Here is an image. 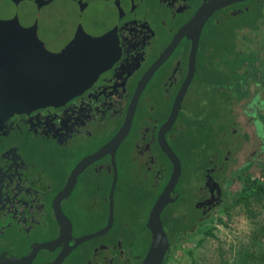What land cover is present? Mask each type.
Wrapping results in <instances>:
<instances>
[{"label": "flooded vegetation", "instance_id": "obj_1", "mask_svg": "<svg viewBox=\"0 0 264 264\" xmlns=\"http://www.w3.org/2000/svg\"><path fill=\"white\" fill-rule=\"evenodd\" d=\"M204 1L208 0L25 1L29 3L25 5L29 7V35L19 33L6 40L7 47L17 52L14 61L22 81L0 83V95L12 90L13 97L6 106L0 102V264L7 259L26 258L33 249L37 252L30 258L31 264H49L67 247L66 243L71 246L74 239L97 232L95 226L103 218L98 228L102 229L115 176L114 209L119 204L124 214L133 210L117 200L123 188H131L142 199L141 203L137 201L141 208L135 211L144 208L145 198L147 211L149 192L157 199L172 172L160 146L163 140L179 160L177 143L223 148L222 153L210 150L204 156L206 165L199 187L190 197L182 195L178 187L181 165L180 177L170 194L173 201L163 210L165 215L182 217L189 225L197 219V225L226 205L229 174L233 173L229 149L239 147L244 137L238 130L244 82L237 81L235 88L208 84L214 68L227 70L225 65H214L212 35L206 37L205 29H232L234 49L241 53L245 45L254 47L262 27L260 19L230 25L234 16L251 8L246 4L249 0L216 11L198 39L192 73L194 34L182 37L174 46L173 41ZM40 19L45 28L39 27V35L33 25H39ZM246 30L252 42L245 43ZM16 38L18 42L13 44ZM0 41L4 44L1 33ZM165 52V59L156 64ZM191 73L177 116L167 130L163 125ZM230 87L232 99L228 105L223 94ZM213 89L222 92L210 98L205 95L206 90ZM204 106L207 109L200 113ZM211 106L219 113L215 120ZM8 107L14 109L8 111ZM130 115L128 132L115 147L111 143ZM216 131L220 133L212 138ZM226 134L227 145L223 143ZM198 159L193 163H200ZM79 163L82 168L70 194L59 201L57 196L68 186ZM57 205L72 225L71 239L58 241ZM170 205L175 210L165 212ZM144 219V215L131 222L122 218L117 232H113L114 214L107 234L78 245L60 264H130L133 258L140 260L141 250L130 249L128 239L140 241L143 231L133 232L131 225H141ZM42 245L48 248L41 249Z\"/></svg>", "mask_w": 264, "mask_h": 264}, {"label": "rangeland", "instance_id": "obj_2", "mask_svg": "<svg viewBox=\"0 0 264 264\" xmlns=\"http://www.w3.org/2000/svg\"><path fill=\"white\" fill-rule=\"evenodd\" d=\"M25 1L22 2L18 0L17 3H20V6H18L11 2V0H0V26H3L4 32L6 31V33L1 32V35L5 40L9 38L14 39L19 33H22L21 35L23 36L26 34L29 35L31 28L28 22L29 7L25 6L29 3ZM246 4L251 5V8L244 13L234 16L230 25L236 24L237 22H243L245 24L253 23L256 19H260V27H262V30H259L261 35L256 39L254 47L245 45V47L242 48L243 52L251 54L253 57L252 59L256 60L255 66L252 67V71H255L254 76L256 77L252 76L249 79L250 81L247 88L249 94H247V97L243 100V113L241 114L239 112L238 116L239 133L243 136L246 135L247 138L243 137L239 147H230L229 168L232 169L233 172L240 173L241 170H244V167L250 164L247 175L252 178H257L262 174L259 168L260 164H264V88L259 86L260 84L256 86L253 82L255 80L257 82L258 80H264V50H262L263 53L261 52V48H264V0H249ZM23 20L26 23L23 22L24 24H21ZM7 21H9L8 24H6ZM39 22V25H33L35 27L34 32L38 34L39 27L42 29L45 28V23L41 19ZM7 28L9 29L7 30ZM205 30L207 32L205 36L210 38L212 31H210L208 26ZM244 35L245 43H248L246 42L249 38L248 35H250V40L253 38L251 33L247 30L244 32ZM17 42V38L12 41L13 44ZM245 68H248L246 64ZM220 92H222V90H206L205 95L210 98L211 95ZM209 109L210 111H217L213 106ZM217 132L218 131L214 132L215 135ZM225 136L226 140H223V143L227 145L229 137L227 134ZM196 146L201 148L202 151L198 152L199 155L196 154L193 156L183 145H179L178 143L175 145L182 165V178L178 187L182 195L189 194V197L199 187L198 180L201 179L202 171L206 165L204 156L211 150L212 144H197ZM197 158L201 161L197 170H195L191 163ZM237 173L229 174L230 179ZM240 190L241 183L235 180V178H232L229 187L231 195ZM117 200L120 203L121 201L126 202L129 207L137 203V201L140 203L142 202L139 193L137 191H131V188H123L122 191L117 194ZM145 202H147L146 198L143 200V209L140 211L132 210V213L127 214H124V207L122 208L121 205L116 204L114 209L116 226L113 232H117V224L120 223V219H129V222H131V220L137 218V216H145ZM174 208V205H170L166 208L165 212L171 213L175 210ZM102 222H104L103 218L102 221L100 220L98 222V226H95L96 230L101 228L103 225L101 224ZM262 225H264V210L260 204L255 201L251 202L249 209L243 204L230 205L227 208L226 205L222 206L214 211L207 220L196 225L194 233L177 241L170 252L167 264H220L222 260L231 262L233 260V255H235L240 248L248 247L249 249H254L259 243L264 242V230L263 232L260 230ZM131 229L133 232L136 230L141 233L138 225H131ZM207 232H209V234ZM146 234V232L141 233L144 238ZM254 234L260 237V239L254 238ZM139 261L138 258H133L130 260V264H139Z\"/></svg>", "mask_w": 264, "mask_h": 264}, {"label": "water", "instance_id": "obj_3", "mask_svg": "<svg viewBox=\"0 0 264 264\" xmlns=\"http://www.w3.org/2000/svg\"><path fill=\"white\" fill-rule=\"evenodd\" d=\"M244 1L246 0H208V1H204V3L197 9L195 15L191 18V20L185 26H183L180 29V31L177 33L173 41V46L184 36H190L191 34H194L195 36L193 45H192L191 55H190L192 73L194 71L195 54H196V49L198 46V39L200 37L202 29L205 23L207 22V20L216 11L223 9L234 3H239V2H244ZM11 2L18 5L17 0H11ZM8 23L9 21L6 22V24ZM0 29H1L0 33L1 32L6 33V31L5 32L3 31V26H0ZM8 29L9 28H7V30ZM6 43H7L6 40L4 41V44L0 41V69H2L3 66L5 67V69L3 68L4 69L3 72L0 71V83H8V85H12L15 82L19 83V81L20 80L22 81V79L18 78L17 70L19 68V65L15 63L14 61V59H16L17 52L10 45L8 48ZM167 53L168 52H165L156 64L159 65L165 59V57L167 56ZM192 73L189 74L186 80V83L184 84V86H182L183 88L179 96L175 100L170 117L168 118L167 122L163 125V127H165V129L167 130L170 128V126L174 122L175 117L177 116L178 110L180 108V101L182 99L183 92L185 91L187 87L188 81L192 77ZM1 86H4V85H1ZM12 101H13L12 90L11 92L7 91V92H4V94L0 95V102H3L5 106L9 102H12ZM13 109L14 108H9V107L7 108L8 111H11ZM130 123H131V115L129 116V118L126 119V122L124 123L122 128L119 130V132L116 134L111 144H113L115 147H118L121 140L127 134ZM160 146L164 154L170 160V163L172 165V172H171V175L169 177L167 184L163 188L161 194L158 196V198L156 199V201L154 202V204L152 205L148 213V218L146 221V228L148 229L150 233V244L148 246L145 256L143 257L141 261V264H163L166 253L170 247L168 236L164 230L160 217H161V214L164 208L173 201L170 194L174 191L175 185L177 184L178 179L180 177L181 162L178 159V157L174 154V152L171 150V148L169 147V145L166 143L165 140H163L160 143ZM81 168H82V163H79L73 169L69 177L68 186L64 188L63 191H61L60 194L57 196V199H59V201L63 198H66L70 194L72 186L74 185L76 181V177L78 173L81 171ZM115 184H116V176L113 179V182L111 184V188L109 191V195H108L109 206H108V216H107L106 225L95 233L84 235L77 239H74L73 245L71 246H69L66 243L67 247H64L61 250V252L58 254V256L56 257V259L49 264H60L62 260L78 245L84 242H87L91 239L104 236L110 231V229L113 226V222H114L113 196H114ZM54 215L60 227V234L58 237V241H61L62 239H66V238L71 239L72 225L69 219L66 216H64V214L61 212L59 205H57ZM40 248L47 249L48 245H42L40 246ZM36 252H37V249H33L30 255L26 258H23L21 260H18L15 258L7 259V260H4L1 264H31L30 258L35 256Z\"/></svg>", "mask_w": 264, "mask_h": 264}, {"label": "trees", "instance_id": "obj_4", "mask_svg": "<svg viewBox=\"0 0 264 264\" xmlns=\"http://www.w3.org/2000/svg\"><path fill=\"white\" fill-rule=\"evenodd\" d=\"M248 37L249 38L248 40H246V42H252V39L250 40V35H248ZM234 38H235V34L233 33L232 29H230L228 32L226 30L223 31V30L212 29V37H211V40H213L211 42L213 44L212 55H211L212 61L214 62L215 66H218L220 64L225 65L227 71H220L214 68L213 72L211 73V82H209L208 84L209 85L223 84V86H225L226 84L227 85L233 84L231 85V87L233 86L235 88L237 81L244 82L243 94L240 97L243 96L245 99L247 97V94H249V91L247 89L249 84V79L252 76L256 77L254 76L255 71H252V67L255 66L256 60L252 59L253 58L252 55L246 54V52L242 51L241 53H238L233 46ZM262 50H264V48H261V52L263 53ZM216 60L220 62L216 64L215 63ZM245 64L246 67L248 68H245ZM242 67H244L243 73L237 72L238 70L240 71ZM203 70L205 72V67H203ZM255 82L256 85L260 84L259 86H262L264 88V80H258V82L255 80ZM205 84L206 82H204V85ZM231 87L228 89V91L225 90L223 94V97H225L226 100V104L228 105L231 103V99H232L231 91L233 88ZM239 90L241 91V88ZM206 109L207 107L204 106L200 110V113H203ZM210 114L211 116L214 117L215 120L219 113H217V111L215 110H211ZM213 124L214 122H212V128H213ZM244 137L247 138L246 135ZM212 138H215V133L213 134ZM184 148L187 149L191 153V155L199 154L198 152L202 151V149L196 146V144L190 145L187 142H185ZM221 149L223 150V148L215 147L213 145L211 147L212 151L217 150L222 153ZM191 164L194 167V169L197 170L199 163L192 162ZM249 167L250 164L244 167V170H241L240 173L233 172L237 174H235L234 177H231V179L235 178V180H238L241 183V190L233 195H231V193L229 194V198L226 201L227 202L226 208L230 205L234 206L238 204H243L247 209H249L251 202L255 201L259 203L262 209L264 210V176H263L264 164L263 165L260 164L259 168L261 169L262 174L257 178H252L251 176L247 175ZM155 199H156V195L153 196L149 192V197H148L149 202L147 203V211H146L145 219L141 225L138 224L139 230L146 232L147 237L144 238L141 235L139 241L141 243L131 242V240H129L130 238L128 239L131 247L130 249L141 250V259L139 261V264H141V261L145 256L148 246L150 244V233L145 227V222L148 213L155 202ZM131 207L133 208V210H135L141 208V205L140 203H137L131 205ZM129 212L132 213V210ZM161 221L170 243V247L163 261V264H167L170 257V252L172 251L177 241L195 232L196 230L195 223L197 219L194 222H192L191 225H189L187 221L184 220L182 217L170 218L169 214L165 215V213L163 212L161 216ZM203 221L204 220H202V222ZM202 222L200 221L197 225L201 224ZM260 230H262L263 232L264 225L261 226ZM207 233L209 234V232ZM254 235H255L254 238L260 239V237H258L256 234ZM220 264H264V242L259 243L257 246L254 247V249L253 248L249 249L248 247L240 248L235 253V255H233V260L231 262L222 260Z\"/></svg>", "mask_w": 264, "mask_h": 264}]
</instances>
